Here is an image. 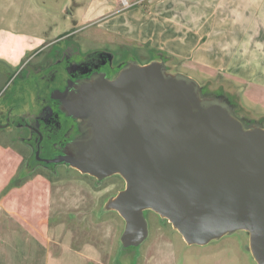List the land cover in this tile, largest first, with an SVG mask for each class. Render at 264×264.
Segmentation results:
<instances>
[{
    "label": "rangeland",
    "instance_id": "obj_1",
    "mask_svg": "<svg viewBox=\"0 0 264 264\" xmlns=\"http://www.w3.org/2000/svg\"><path fill=\"white\" fill-rule=\"evenodd\" d=\"M95 1L99 2L0 0V34L10 40L0 46V52L7 51L12 59L8 64L0 62V70L4 64L2 68L11 72L13 80V75L15 77L16 71L20 70V63L31 60L36 50H43L42 54L48 55L54 54L62 45H71L86 57L96 51L93 49L100 52L110 47L115 73L127 64L161 59L169 70L200 82L203 98L216 97L226 101L232 113L247 128H264L263 82L240 80L233 71L225 69L232 65L234 70L235 53L249 39L235 31L224 36L213 30L210 32L212 37L209 36L204 45L198 47L194 42L207 31L203 23L209 13L204 8V0H167L165 10L168 12L158 14L166 25H172L173 29L167 28L169 31L165 32L150 27L154 17L146 16L142 5L130 7L129 1L135 0H127L128 4L120 0L121 9L116 11L106 8V4L113 0H100L104 10L93 9ZM84 13L88 16L83 17ZM215 16L218 20L219 15ZM199 25L202 27L195 30ZM65 31L71 32L72 36L51 41ZM147 33L158 37L159 42L169 46L174 54L168 49L153 48L146 42H136L125 36L140 38ZM94 36L98 38L97 47L90 43ZM111 36L115 37V42ZM196 47L198 55L194 53ZM193 55L199 59L195 61ZM99 63L94 62L88 72L95 71ZM20 79L18 77L12 85L5 86V93L0 94V107H5L8 117L15 118L23 112L22 106L19 112L13 103L5 104L15 96L21 102L30 100L29 105L37 110L42 109L41 105L35 104L36 93H23L19 88ZM33 87L32 82L30 91ZM23 94L27 98L20 96ZM77 133H80V127L74 137ZM17 134H5L11 135L8 139L7 136L0 137V204L13 201L9 203L12 211L0 205V264H82L85 257L76 254L75 250L97 256L94 249H85L88 242L97 243L105 254L99 256V261L108 264H257L248 249L249 238L243 230L227 233L206 244H189L167 219L152 210L145 211L149 225L147 238L140 244L132 241V246L123 247L121 237L125 220L116 210L105 209L106 201L126 185L119 174L99 179L64 162H60L56 169L34 164L35 169L29 173L36 174L27 178L30 184L12 187V177L22 166L33 163L34 158L30 146L22 148L20 134ZM62 149L71 151L70 138ZM21 150H26L25 160L21 158ZM23 216L31 217L36 224L39 222V227L22 225ZM39 219H44L45 226ZM113 225L115 228L111 230ZM84 263L97 264L95 261Z\"/></svg>",
    "mask_w": 264,
    "mask_h": 264
},
{
    "label": "water",
    "instance_id": "obj_2",
    "mask_svg": "<svg viewBox=\"0 0 264 264\" xmlns=\"http://www.w3.org/2000/svg\"><path fill=\"white\" fill-rule=\"evenodd\" d=\"M201 86L161 59L70 80L54 97L80 133L70 152L46 161L125 180L105 204L125 220L123 247L147 238L152 210L189 244L243 230L264 264V128H247Z\"/></svg>",
    "mask_w": 264,
    "mask_h": 264
},
{
    "label": "flooded vegetation",
    "instance_id": "obj_3",
    "mask_svg": "<svg viewBox=\"0 0 264 264\" xmlns=\"http://www.w3.org/2000/svg\"><path fill=\"white\" fill-rule=\"evenodd\" d=\"M71 36V32L65 35L66 38ZM97 44L98 40L93 46L97 47ZM108 48L101 49L100 52H97L98 49H93L96 51L82 57L76 46L62 45L54 54L45 55L42 54L43 50L39 52L36 50L37 53L31 60H23L20 63V70L16 71L18 74L15 77L13 75L14 79L10 84L21 77L19 88L23 93H36V104L41 105L42 109L37 110L33 107L27 115L20 112V109H16L20 114L15 118L10 115L3 121L4 119L0 117V137L7 136L8 139L11 135L5 134H11V132L20 134L17 135L22 142V148L30 146V154L34 157L33 163L26 164L30 167H28L30 171L35 169L34 164H44L48 169H56L60 165V162H49L46 159L58 158L65 152L62 145L67 143L68 138L71 142L76 135L78 121L66 114L62 102L54 97V93L65 90L70 80L83 79L103 72L108 77H113L115 73L112 66L113 58ZM98 61L100 63L96 70L88 72L90 66ZM32 82L34 87L30 91ZM25 152L26 150H21L22 160H25Z\"/></svg>",
    "mask_w": 264,
    "mask_h": 264
},
{
    "label": "crops",
    "instance_id": "obj_4",
    "mask_svg": "<svg viewBox=\"0 0 264 264\" xmlns=\"http://www.w3.org/2000/svg\"><path fill=\"white\" fill-rule=\"evenodd\" d=\"M102 2L103 1L100 0L99 2L95 1V5L93 6V9L104 10L105 6L102 5ZM139 4L142 5L143 9L145 10V12L143 13L146 16L153 15L154 18L152 19V21H150L149 25L154 31L158 30V32H165L173 29L171 28L172 25L170 24L166 25L165 20L158 15V14H162V12H168L167 10H165L168 7L167 0H135L134 2L129 1V5H131L130 6L131 8L136 7ZM203 5L204 8L209 13V15H207L204 18V23H203L204 27L207 26V31H205L206 33L205 36L200 37L197 41L194 40L196 46L198 45V47H200L204 45L206 42L205 40H207L209 36L212 37L210 32L213 30H218L222 32L224 36H226L227 34L229 35L234 34V31L238 35H243L245 38H248L249 41L243 42L237 49L233 60L235 64L234 70L232 69L233 68L232 65L226 67L225 69H228L231 72L233 71V73H235V76L240 80H244V79L258 80L260 82H263L264 85V66H263L264 64V0H204ZM106 8L112 11L121 9L120 0H113L112 2L109 1L106 4ZM215 15H219L218 20ZM87 16L88 14L84 13L83 17H87ZM212 19L217 20L219 22L217 23V21H213ZM201 27L202 26L199 25L194 29L197 30ZM167 28H169V30H167ZM65 32L67 33L68 31ZM65 32L60 36L57 35L51 41H55V40L58 41V38H60L61 36H65L66 34ZM125 36L131 38L133 41L136 42L137 40L141 42H146L148 46H153V48H162L165 50L168 49L170 52H172L169 46L166 45L167 47L166 48L164 46V43L161 41L159 42V38L155 37L154 35H149L147 33L146 35H142V37L140 38L135 35L132 36L125 35ZM112 38L113 41L115 42L114 40L115 37L113 36ZM97 40H98L97 36H94L93 40L90 43L96 44ZM121 40L123 41V38H121ZM41 41H43V39ZM7 42H10V40L4 39L3 35L0 34V46L6 44ZM194 53L198 55L197 47L194 48ZM196 55L195 56L193 55L195 61L199 59L197 58ZM10 60H12L10 53H8L7 51L2 53L0 52V62L2 63L5 62L8 64L10 63ZM147 62L149 61H146L145 63ZM2 66L0 70V94L3 92L5 86L8 85L9 87L12 84V83L10 84L12 78L11 72L5 71L4 68H2ZM4 93L5 92H3V94ZM20 96L25 97L24 94ZM16 97L17 96L11 97V100L7 101L5 104L11 105L13 103L14 104L13 107L15 109H20L22 106V110L24 112L23 114L24 115L29 114V111L33 109L32 104L29 105L30 100L24 99L25 101L21 102V100H18ZM35 99L37 100L36 96L34 97V100ZM0 117L4 119L3 121L7 119L5 107H0ZM26 184H30V182L28 183L26 182L22 186H26ZM9 203H13V201H8V202L4 201L0 205L2 208L4 207L7 208L8 210L11 209L10 211H12V206H10ZM29 218L23 216L22 225L27 224V226L29 227L32 226L38 228L39 227L38 224L40 223L38 222L36 224L35 222L31 221V217ZM40 220L42 219H39V221ZM42 221L43 222L41 223V225L45 226L44 219ZM116 224L117 222L115 223L116 228L114 227V225L111 228V230L115 228L113 231L115 233L117 229ZM65 228L67 229V225L65 226ZM88 243H85L84 246L85 249L87 247H88V251L91 250L89 248L94 249L96 251L95 254L97 256H88L81 249L75 250L77 251L76 254H80L83 258L85 257L82 260L83 261L82 264H85L84 261L85 262L95 261L97 264H108L107 262L99 261L100 260L98 259L99 256L101 255L103 257L105 254H102L101 248L97 245V243L94 242H88Z\"/></svg>",
    "mask_w": 264,
    "mask_h": 264
},
{
    "label": "trees",
    "instance_id": "obj_5",
    "mask_svg": "<svg viewBox=\"0 0 264 264\" xmlns=\"http://www.w3.org/2000/svg\"><path fill=\"white\" fill-rule=\"evenodd\" d=\"M28 165H26V166H22V168H20L18 171H17V173L12 177L13 178V180L11 181V186L13 187H20V186H22V185H24L27 181H28V179L27 178H29L30 176H32V175H34V174H36V173H29V169H28ZM30 168V167H29ZM29 174V175H28ZM38 174V173H37ZM31 178V177H30Z\"/></svg>",
    "mask_w": 264,
    "mask_h": 264
},
{
    "label": "built area",
    "instance_id": "obj_6",
    "mask_svg": "<svg viewBox=\"0 0 264 264\" xmlns=\"http://www.w3.org/2000/svg\"><path fill=\"white\" fill-rule=\"evenodd\" d=\"M124 2L128 4V1L127 0H124Z\"/></svg>",
    "mask_w": 264,
    "mask_h": 264
}]
</instances>
